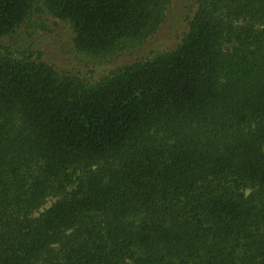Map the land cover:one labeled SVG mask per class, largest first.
<instances>
[{
    "label": "trees",
    "instance_id": "1",
    "mask_svg": "<svg viewBox=\"0 0 264 264\" xmlns=\"http://www.w3.org/2000/svg\"><path fill=\"white\" fill-rule=\"evenodd\" d=\"M0 264H264V0H0Z\"/></svg>",
    "mask_w": 264,
    "mask_h": 264
},
{
    "label": "rangeland",
    "instance_id": "2",
    "mask_svg": "<svg viewBox=\"0 0 264 264\" xmlns=\"http://www.w3.org/2000/svg\"><path fill=\"white\" fill-rule=\"evenodd\" d=\"M69 35V29L64 24H59L53 34L46 36L44 46L49 59L59 66L68 58L65 52L69 44Z\"/></svg>",
    "mask_w": 264,
    "mask_h": 264
}]
</instances>
